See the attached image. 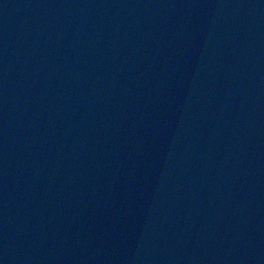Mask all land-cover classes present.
<instances>
[{
  "label": "water",
  "instance_id": "water-1",
  "mask_svg": "<svg viewBox=\"0 0 264 264\" xmlns=\"http://www.w3.org/2000/svg\"><path fill=\"white\" fill-rule=\"evenodd\" d=\"M0 264H264V0H0Z\"/></svg>",
  "mask_w": 264,
  "mask_h": 264
}]
</instances>
